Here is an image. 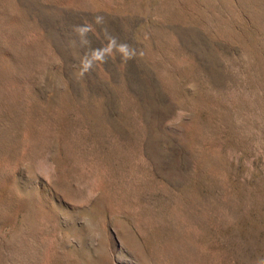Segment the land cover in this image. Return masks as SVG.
<instances>
[{
	"label": "rangeland",
	"instance_id": "1",
	"mask_svg": "<svg viewBox=\"0 0 264 264\" xmlns=\"http://www.w3.org/2000/svg\"><path fill=\"white\" fill-rule=\"evenodd\" d=\"M0 264H264V0H0Z\"/></svg>",
	"mask_w": 264,
	"mask_h": 264
},
{
	"label": "clouds",
	"instance_id": "2",
	"mask_svg": "<svg viewBox=\"0 0 264 264\" xmlns=\"http://www.w3.org/2000/svg\"><path fill=\"white\" fill-rule=\"evenodd\" d=\"M122 51H124L125 49L122 47V49H121Z\"/></svg>",
	"mask_w": 264,
	"mask_h": 264
}]
</instances>
